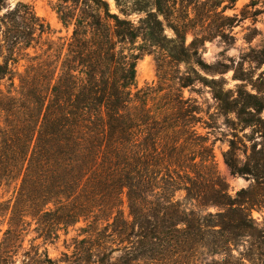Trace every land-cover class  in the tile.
Returning <instances> with one entry per match:
<instances>
[{
  "label": "trees",
  "instance_id": "trees-1",
  "mask_svg": "<svg viewBox=\"0 0 264 264\" xmlns=\"http://www.w3.org/2000/svg\"><path fill=\"white\" fill-rule=\"evenodd\" d=\"M6 1L0 0V187L14 183L16 189L3 208L9 218L0 264H18L27 216L37 218L45 240L59 226L83 219L85 232L100 237L109 231L121 246L116 250L122 255L111 259L106 241L93 250L81 240L71 255L63 253L68 264L225 263L198 261L205 249L234 258L238 237L253 238L256 230L250 214L231 199L211 148L194 128L199 107L190 98L164 103L162 111L147 107L148 92L131 90L138 56L124 46L140 37L174 61L199 62L196 38L185 41L189 8L196 13L200 0H114L118 13L106 0H60V20H74L70 38L47 41L39 54L22 53L27 63L21 72L15 66L21 51L34 48L48 27L30 6ZM235 2L204 0V21ZM132 13L136 20L128 19ZM233 149L223 158L238 172ZM254 242L264 245V236L255 235L249 246ZM42 255L47 257L23 251L19 264H40Z\"/></svg>",
  "mask_w": 264,
  "mask_h": 264
},
{
  "label": "rangeland",
  "instance_id": "rangeland-1",
  "mask_svg": "<svg viewBox=\"0 0 264 264\" xmlns=\"http://www.w3.org/2000/svg\"><path fill=\"white\" fill-rule=\"evenodd\" d=\"M106 1L110 12L118 13L115 1ZM203 1L200 0L196 13L189 8L192 22L187 29L185 41V44H189L196 38L193 46L199 62L174 61L166 51L138 37L134 43L124 45L128 51L138 56L131 90L133 94L139 89L148 92L143 97L144 102L147 107L157 111H162L164 103H174L176 98L195 101L199 107L197 116L201 119L194 124V128L211 148L214 168L227 185L231 199L240 204L252 218L256 233L254 232L253 238L238 237V243L232 250L234 258L213 255L205 249L197 256L198 261L217 259L224 260V264H241L239 258L244 255L243 264H264V245L254 242L249 246L255 235L264 236V0H236L233 7H228L223 12L221 5L217 8L219 15H214L211 21L203 19L206 15ZM18 2L30 6L48 27L34 48L21 51L15 65L16 71L21 72L27 63L26 56L22 53H42L49 40L60 39L61 42H67L72 34L74 20L71 23L60 20L57 13L60 0L6 1L10 7ZM248 3L252 5L242 11ZM242 15L245 19H241ZM221 16L230 18L223 20ZM137 18V14L133 13L128 16L130 20ZM213 21L221 27L215 29ZM206 26H211L210 34L204 32ZM165 33L174 37L169 28L165 29ZM4 83L7 86L8 81ZM17 83L18 80L15 79V84ZM181 83L186 86L181 87ZM230 145H234L233 158L238 172H232L223 158ZM15 189L14 183L0 187V239L9 218V211L3 216V208L9 205L8 200ZM121 209L126 218L128 210L125 197ZM207 211L215 212L216 208L208 207ZM24 221L21 227L22 248L16 257L18 264L26 250H37L39 254L46 252V258L42 255L38 259L40 264H68L63 253L71 255L74 248L81 245V240L85 241V247L93 250L97 247L96 244L106 241L111 259L122 255L116 250L121 248L116 237L113 236L112 240L109 231H103L104 236L100 237L98 231L97 234L85 232L88 229L83 219L73 225L59 226L56 234L46 240L38 234L37 218L27 216ZM261 240L262 237L260 240L256 239ZM46 259H50L51 263Z\"/></svg>",
  "mask_w": 264,
  "mask_h": 264
}]
</instances>
